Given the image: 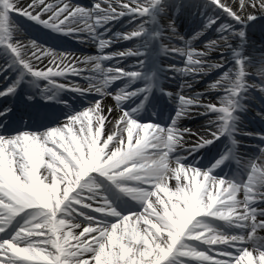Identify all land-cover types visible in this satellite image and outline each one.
<instances>
[{
	"label": "snow or ice",
	"instance_id": "snow-or-ice-1",
	"mask_svg": "<svg viewBox=\"0 0 264 264\" xmlns=\"http://www.w3.org/2000/svg\"><path fill=\"white\" fill-rule=\"evenodd\" d=\"M238 5L228 0H95L89 8L71 0H31L21 7L18 0H0L5 58L0 75L8 82L0 98L14 99L26 84L45 101L65 105L63 91L111 95L117 110L112 118L113 108L106 114L97 99L70 111L56 126L32 130L30 113L12 104L0 106V264H264V237L257 234L264 230V207H259L264 204V132L238 126L250 91L264 95V79L248 81L253 57L244 54L249 28L264 19V0H238ZM170 9L176 10L173 16L180 10L198 15L200 29L184 40L173 18L165 37L159 18ZM12 13L81 43L90 40L100 55L76 56L36 40L22 42L15 37ZM221 13L227 20L215 27L217 37L202 49L193 47V40L218 24ZM122 18L129 30L113 32L110 25ZM174 37L184 46L162 43ZM134 39L138 44L132 48L104 51L116 41ZM233 41H238L235 47ZM212 51L220 53L216 62L207 58ZM177 54L184 58L183 67L158 62L159 55ZM258 56L264 64V51ZM125 57L138 58L131 69L120 66ZM45 58L48 66L38 67ZM112 60L116 64L105 68L103 62ZM225 65L230 66L206 89L223 92L217 103L202 100L204 92L186 95L189 81H182L175 94L162 86L164 72L195 80ZM86 71L92 75H83ZM9 72L14 79L5 75ZM70 76L82 77L87 86ZM41 80L47 82L44 87ZM118 80L125 81L123 86L107 92ZM138 81L142 86L130 90ZM157 91L170 100L175 96L170 123L146 118ZM33 99L25 94L24 103ZM192 115L210 117L203 134L179 126ZM257 115L264 119V112ZM13 123L22 128H10ZM237 134L258 139L260 156L242 163ZM186 136L196 139L189 142ZM221 138L227 144L210 166L188 162ZM232 161L237 172L216 174ZM112 193L140 211L119 210Z\"/></svg>",
	"mask_w": 264,
	"mask_h": 264
},
{
	"label": "bare ground",
	"instance_id": "bare-ground-1",
	"mask_svg": "<svg viewBox=\"0 0 264 264\" xmlns=\"http://www.w3.org/2000/svg\"><path fill=\"white\" fill-rule=\"evenodd\" d=\"M19 4L21 7H26L28 3L31 2V0H18ZM50 2H55V0H50ZM71 2L73 4H76L74 1L71 0ZM90 2H92L91 6H90ZM88 4H78V5H81V6H85V7H89L91 8L93 3L95 2V0H91ZM228 2L230 4L233 5L234 8H238V0H228ZM176 12L175 9H170L168 11L167 14H164L162 15L160 18H159V23L161 25H164L165 26V37H167L169 35V33L167 32V29H166V26H167V23H168V20L169 19H175L176 15L173 16V13ZM183 12L184 10H180L177 14L178 17H180L181 15H183ZM192 14H189V24L190 26L188 28H183L181 30V27H179V25L176 23V28H177V32L179 33V35L185 37L184 40H188L189 37H187V35L189 34H193L200 29V25H201V18L196 15L195 17H191ZM221 16H223L225 18V20H227V17L224 16L222 13L220 14ZM44 18H47L46 16ZM225 20H220L218 22V24L216 26H214L213 28L211 29H208L207 31L204 32V34L200 37H198L197 41H192V46L197 48V49H202L204 47V44L210 40V39H215L217 37V33L215 32V27H218L219 26V23L220 22H224ZM126 21H127V18H123L117 26H115L112 31L115 32V31H127L129 30L128 27L126 26ZM264 21V19H261V20H258L257 22L259 23H255L253 24L249 30H248V45L245 47V51L247 53L248 56H254L256 57L255 55H253L254 53V50L255 49H258L259 51H257V53L259 54L260 52L264 51V38L262 37L264 35V26L262 24H260V22ZM13 22L14 24L17 26L18 28V31L15 33V37L16 39H19L21 40L22 42H27L28 40H36L39 44L45 46V47H48L46 46L42 41H40L37 37L34 36V33H31L30 31H27V34L26 33H23L24 30L22 29V26L21 24L14 20L13 19ZM112 25V24H111ZM110 25V26H111ZM100 31H103V29H100ZM255 36L257 37H261V41H262V47H255L254 44H253V40L255 38ZM68 37H71V36H68ZM73 38V37H71ZM191 38V37H190ZM76 41L80 42L79 40L75 39ZM179 40L178 38L176 39V41ZM176 41H169L167 38H164L163 39V42H165V44H168V43H172L174 44ZM119 42H127V41H123V40H120ZM133 43L132 47L136 46L138 44V41L137 40H132L130 41ZM81 43V42H80ZM238 43V41H233V46L235 47L236 44ZM80 49L78 50V52H71V50H68V49H63V48H56L54 46H50L48 48H52L54 50H56L57 52H70V53H76L75 55L76 56H83V55H100V53L98 52L97 50V47L95 45V43H93L92 41H87V42H84V43H81L80 45ZM184 46V41H181L180 42V45L178 47H183ZM118 47V48H116ZM105 53H109V52H115V51H122L119 46H116L114 44H112L109 48L105 49L104 50ZM226 55H228L226 53ZM208 59H210L211 61L213 62H216L219 60L220 58V53L219 51H212L209 56L207 57ZM183 59L181 57V59L177 62L179 63L180 65L178 67H183ZM108 62V63H107ZM104 61L103 62V65H107L109 64L110 67L113 66L114 62H116V60H112V61ZM130 63V64H129ZM126 64V65H125ZM125 64H123L124 68L126 69H131V65L132 63L128 60L125 62ZM251 65H254L255 66V69L257 72H262L264 74V67H262L264 64H259L258 63V59H253V62L251 63ZM39 67H42L44 68L45 66H48V58H45L42 63L40 65H38ZM79 66H82L79 65ZM230 65H225V67L223 69H216V70H213L212 72H210L209 74L211 73H215L217 72L218 73V76L217 77H214L212 80L210 81H206L204 83V81L202 80L203 77L205 75H201L199 76L198 78H196L195 80L192 79V77H189V76H181L179 73H176L178 75V77H182V78H189V81L190 83H193V82H196V87L198 90L194 89V86L192 85V87L190 88V91H185L187 89H185V94L186 95H192L193 93H196V92H204L205 95L203 97H201L202 100H210L214 103H217L218 102V98L220 96L223 95V92L220 91V90H211V91H206L207 89V86L209 83H211L212 81H214L215 79H217L223 71L227 70V68L229 67ZM72 80V79H70ZM75 81L76 83H79L81 84L83 87H86L87 84H88V81H86L85 79H81V80H73ZM121 81V80H120ZM67 82V81H66ZM64 82V83H66ZM125 82H123L124 84ZM117 89H107V92L109 93H115ZM180 90V86H176V88L173 90L175 93L177 91ZM71 92L70 91H63L62 94L64 97H66L68 94H70ZM95 93V92H94ZM97 94V93H95ZM97 99H102V106L104 107L105 109V113L107 114V108L108 107H112L113 108V113L111 114V117L114 118L116 115H117V110L115 108V101L113 100L112 96L111 95H104L102 98L99 94H97V97L95 99H92L91 101H89L88 103H86L85 105H83L79 110L77 111H81L83 108L85 107H88L89 103L90 102H94L95 100ZM200 111H203V109H200ZM75 112V111H74ZM191 117H198V118H194L196 119V121H203L205 125H207V121L208 119L210 118L209 116H206V115H192ZM66 117L60 119V121H58L55 125L53 126H56L57 124L61 123ZM193 119V118H191ZM51 126V127H53ZM179 126L181 128H187L185 126L182 125V120L179 122ZM109 128H111V126H109ZM186 140H188L189 142L193 141L194 140V136H186L185 137ZM169 185L174 187L175 185V180H170L169 181ZM140 211V210H139ZM138 211V212H139ZM79 222L83 223V221L79 220ZM80 230L78 229L77 230V233L79 232Z\"/></svg>",
	"mask_w": 264,
	"mask_h": 264
}]
</instances>
